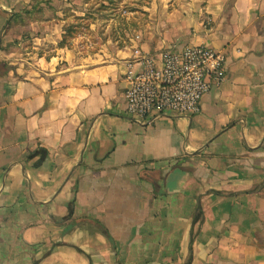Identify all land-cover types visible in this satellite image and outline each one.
Instances as JSON below:
<instances>
[{
  "label": "crops",
  "instance_id": "1",
  "mask_svg": "<svg viewBox=\"0 0 264 264\" xmlns=\"http://www.w3.org/2000/svg\"><path fill=\"white\" fill-rule=\"evenodd\" d=\"M15 2L0 0V264H264V0H154L144 45L203 42L229 79L198 114L141 118L111 65L123 47L77 51L37 21L24 50Z\"/></svg>",
  "mask_w": 264,
  "mask_h": 264
},
{
  "label": "built area",
  "instance_id": "2",
  "mask_svg": "<svg viewBox=\"0 0 264 264\" xmlns=\"http://www.w3.org/2000/svg\"><path fill=\"white\" fill-rule=\"evenodd\" d=\"M207 27L195 37H206ZM117 61L126 62L127 114L146 117L152 111L195 115L204 94L229 79L226 55L203 42L182 41L175 36L159 50L137 48L125 51Z\"/></svg>",
  "mask_w": 264,
  "mask_h": 264
},
{
  "label": "rangeland",
  "instance_id": "3",
  "mask_svg": "<svg viewBox=\"0 0 264 264\" xmlns=\"http://www.w3.org/2000/svg\"><path fill=\"white\" fill-rule=\"evenodd\" d=\"M153 1L16 0L13 14L20 10H29V17L20 22L29 24L17 25V28L14 26L11 32L25 38L21 40L25 41L22 48L24 50L31 43L32 25H38L39 21L42 25L51 24L59 30L62 28V36L65 28L72 25L74 34L68 46L77 51L111 49V46L123 47L122 50L127 51L137 48L155 51L152 47L144 45L145 37L150 30H154V23L151 22L152 10L149 9ZM35 29L33 33L42 32L40 28ZM50 32L52 33V30Z\"/></svg>",
  "mask_w": 264,
  "mask_h": 264
},
{
  "label": "trees",
  "instance_id": "4",
  "mask_svg": "<svg viewBox=\"0 0 264 264\" xmlns=\"http://www.w3.org/2000/svg\"><path fill=\"white\" fill-rule=\"evenodd\" d=\"M28 11L29 10H20L18 12H15L13 15H11V17L7 21L6 29L7 30H12V28L14 26H15L14 28H17L16 27L17 25L29 24V23H20L26 17H29ZM73 34H74V32H73V26L72 25L67 26L65 28L64 36H63L62 40L60 41V45H63V46L68 45V42L70 41V39L73 36Z\"/></svg>",
  "mask_w": 264,
  "mask_h": 264
}]
</instances>
